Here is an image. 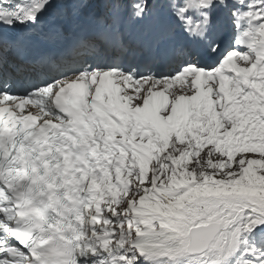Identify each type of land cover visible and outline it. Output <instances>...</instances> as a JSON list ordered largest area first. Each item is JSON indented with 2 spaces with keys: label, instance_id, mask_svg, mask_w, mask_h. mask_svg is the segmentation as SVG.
Listing matches in <instances>:
<instances>
[{
  "label": "snow or ice",
  "instance_id": "1",
  "mask_svg": "<svg viewBox=\"0 0 264 264\" xmlns=\"http://www.w3.org/2000/svg\"><path fill=\"white\" fill-rule=\"evenodd\" d=\"M0 264H264V0H0Z\"/></svg>",
  "mask_w": 264,
  "mask_h": 264
}]
</instances>
